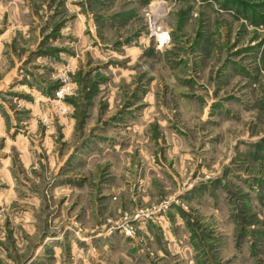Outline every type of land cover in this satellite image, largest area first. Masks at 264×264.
<instances>
[{
	"label": "rangeland",
	"instance_id": "rangeland-1",
	"mask_svg": "<svg viewBox=\"0 0 264 264\" xmlns=\"http://www.w3.org/2000/svg\"><path fill=\"white\" fill-rule=\"evenodd\" d=\"M0 264H264V0H0Z\"/></svg>",
	"mask_w": 264,
	"mask_h": 264
},
{
	"label": "built area",
	"instance_id": "built-area-1",
	"mask_svg": "<svg viewBox=\"0 0 264 264\" xmlns=\"http://www.w3.org/2000/svg\"><path fill=\"white\" fill-rule=\"evenodd\" d=\"M155 36H156V41H157L158 44H162L166 40H168V37H167L165 32L158 31V33H155ZM55 95L59 96V93H56ZM62 110L63 109H58L59 112L62 111Z\"/></svg>",
	"mask_w": 264,
	"mask_h": 264
}]
</instances>
